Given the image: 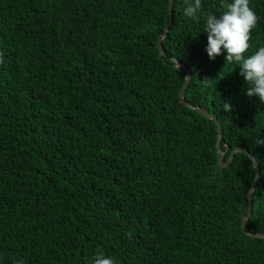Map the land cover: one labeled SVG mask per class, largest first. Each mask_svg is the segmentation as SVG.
Returning <instances> with one entry per match:
<instances>
[{
    "label": "trees",
    "instance_id": "16d2710c",
    "mask_svg": "<svg viewBox=\"0 0 264 264\" xmlns=\"http://www.w3.org/2000/svg\"><path fill=\"white\" fill-rule=\"evenodd\" d=\"M0 0V264H264V103L203 32L221 0ZM231 3L232 0H226ZM245 57L264 47V0ZM229 102L232 110L224 111Z\"/></svg>",
    "mask_w": 264,
    "mask_h": 264
},
{
    "label": "clouds",
    "instance_id": "9594fccd",
    "mask_svg": "<svg viewBox=\"0 0 264 264\" xmlns=\"http://www.w3.org/2000/svg\"><path fill=\"white\" fill-rule=\"evenodd\" d=\"M225 9L219 18L215 14L206 17L203 32L207 33L208 44L206 52L209 59L227 53L226 64L237 63L240 76L249 85L246 94L249 97L258 96L264 103V47H260L254 55L245 57L249 49L250 33L257 24L258 17L250 7V0H232L227 3L221 0ZM184 15L197 19V13L202 7V0H185ZM0 63H3L0 53ZM229 102L224 103V111H231ZM13 264H25L23 260L13 261ZM94 264H115V259L98 253Z\"/></svg>",
    "mask_w": 264,
    "mask_h": 264
},
{
    "label": "water",
    "instance_id": "95a60500",
    "mask_svg": "<svg viewBox=\"0 0 264 264\" xmlns=\"http://www.w3.org/2000/svg\"><path fill=\"white\" fill-rule=\"evenodd\" d=\"M168 2H169V6H168L167 22H166L164 28L162 29V31L159 33L157 41H156L157 49H158L160 55L164 54V50L162 48V39L165 36V34L167 33L168 28H169V26L172 23L174 2H173V0H168ZM174 61L176 62V66L179 67L180 69H182L185 72V79H184L182 87H181V89L179 90V93H178L179 102L184 104V105H186V106H188V107L196 109L200 114H202L203 116H205L207 118H210V119L214 120L215 123H216V130H217L216 147H217V160H218L219 166L220 167L229 166L231 161H232V159H233L234 153L238 152V151L245 152L250 157V159H251V161H252V163L254 165V168H255V174H254V177H253V179L251 181L250 188H249V190L246 193L248 211H247V215L242 219L241 227H242V231L246 235H250V236H254V237H264V233L250 232L247 229V227H246V222H247L248 216L250 215V211H251L252 193H253L254 186H255V183H256V180H257V177H258V174H259V167H258V164H257L255 158L244 147L236 146L230 152V155H229L228 159L226 161L223 160L224 153L222 151H220V149H219V143H220V140L222 138V134H221V127H220V124L218 122V119L216 118V116L213 113L209 112L205 108L191 105V104H189V103H187L185 101V99H184V91H185V89H186V87H187V85H188V83L190 81L191 73H190V70L188 69V67L185 64H183L182 62H180L177 59H174Z\"/></svg>",
    "mask_w": 264,
    "mask_h": 264
}]
</instances>
